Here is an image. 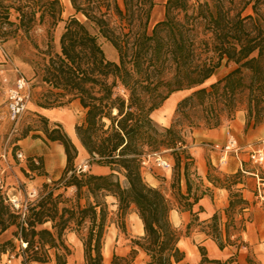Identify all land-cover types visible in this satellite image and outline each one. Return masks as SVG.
Listing matches in <instances>:
<instances>
[{
    "label": "trees",
    "instance_id": "1",
    "mask_svg": "<svg viewBox=\"0 0 264 264\" xmlns=\"http://www.w3.org/2000/svg\"><path fill=\"white\" fill-rule=\"evenodd\" d=\"M3 1L0 37L4 24L13 25L10 10L17 14L14 30L27 33L31 23L48 22L47 48L39 49L43 58L34 65V75L47 89L35 103L55 108L78 101L83 118L74 131L88 160L85 170L76 169L78 150L61 124H50L46 116L34 112L43 123L39 130L63 146L66 164L58 180L42 183L48 191L30 202L22 225L20 213L0 191V256L14 248L13 239H1L13 227L15 241L20 237L26 243V264H46L50 253L44 248L55 249L56 264H65L71 250L62 238L68 231L82 244V264H132L137 248L147 257L144 264H183L186 253L178 245L182 235L171 222L170 211H189L197 218L192 207L202 195V181L191 153L183 148L181 124L185 119L189 129H217L223 118L232 120L240 109L246 128L264 123V0H166L162 18L154 23L155 0H69L73 13L65 19L60 0H14L8 5ZM60 23L54 51L50 34ZM100 37L114 48L117 60L105 56ZM222 62L233 67L203 86ZM183 90L191 92L177 102L171 125L159 126L152 113L172 93ZM31 130L27 126L16 140ZM162 149H169L174 160L170 197L148 184L141 173L143 158ZM35 158L38 163L27 157L26 166L42 173V159ZM91 164L109 172L93 173ZM207 179L228 191L225 213L233 221L230 209L237 206L239 214L248 205L237 187L238 173L223 176L226 184L219 176ZM60 185L62 191L72 188L73 193L65 199L70 205L58 215L61 193L54 195L53 190ZM108 197L113 198L114 212H109ZM132 212L142 223L141 235L127 232L126 217ZM109 214L115 216L112 221ZM48 222L51 229L41 227ZM110 222L128 238L131 249L126 255L113 252L105 263L102 249ZM198 251L201 262L219 263L207 257L204 246L198 245Z\"/></svg>",
    "mask_w": 264,
    "mask_h": 264
},
{
    "label": "rangeland",
    "instance_id": "2",
    "mask_svg": "<svg viewBox=\"0 0 264 264\" xmlns=\"http://www.w3.org/2000/svg\"><path fill=\"white\" fill-rule=\"evenodd\" d=\"M14 0H4L2 3L3 5H8L10 3H13ZM166 0H155V6L152 11L151 15V23H154L155 21L159 20L163 16V9H164V3ZM62 3L63 7V13L62 17L65 19L69 16L71 13L70 8L67 10L65 9V3L64 0H60ZM68 5V4H67ZM69 7V6H68ZM73 11V10H72ZM17 14L13 11L10 10V15H9V21L13 22V25L9 24H4L3 27L1 28V33L2 36L0 37V53H1V48L7 53L10 61L5 62V59L2 55L0 54V59H3V62H1L2 65H0V69L2 68H11L12 65H15L19 68L21 73L26 77V79L29 80V82L32 85V96L30 100L34 101H40L42 99V93L46 92V85L43 84L40 81V77L38 75H34L35 69L34 65L40 61H42L43 55L39 52V49L45 50L46 43L48 40V36L46 33V27L48 26V22L45 20V23L43 25H36L35 23H31V28L27 33L19 31V30H14L15 25L18 24V19L16 18ZM79 19L83 20L84 18L82 16H78ZM62 30V23L58 24L57 27L54 29V31L51 32V38H52V47L53 50L56 51L58 50V38ZM99 41L102 45L103 51L105 53V56L110 59V60H117V54L114 48L111 46L109 42H107L103 37L99 38ZM38 47V49L36 48ZM3 57V58H2ZM233 67L232 64H229L225 66V63L222 62V65L215 71V73L203 84V86H209L211 83L215 82L217 79L221 78L223 75H225L231 68ZM34 89V90H33ZM191 90H183L180 93L177 94H171L170 97L163 102V104L155 111V113L152 114V118L154 121L159 125L163 127H168L171 125L172 121L174 120V110L176 108V104L179 100H181L183 97L189 95ZM179 98L177 99V97ZM177 99V100H176ZM63 106V107H67ZM70 106V105H69ZM81 110H76L75 107L70 106L66 111L64 112L67 114V118L70 120H77L76 123L80 122L82 119L83 114H81ZM238 112H243L244 113V121H245V112L243 110H238L236 111L234 117L232 120L236 118V115ZM71 115L74 116V118L71 117ZM232 120L227 121L225 118H223V125L221 127L227 126ZM71 122V120H70ZM166 123V124H161ZM6 124L5 128L3 130H0V155L3 152V149H6L7 156H10V160L12 161V166H17L20 162L19 160L16 159L15 153L20 152L18 148H16V145L13 144L15 143L16 138L20 137L22 134L23 130L29 126L32 128L31 133V138H37L39 137L42 132H35V131H40L39 129L43 127V123L40 120V118L35 115L32 111L26 110L19 120L16 123H12L8 120L7 115H6V107H5V98L3 94V86L0 81V125ZM186 120L183 119V123L181 124L183 127L182 128V134L186 140V145L183 147L187 151H191L196 149L197 147H202L205 148L206 150H209L204 144L208 141H200L196 140V133L198 130L203 129L206 130L204 127H199V128H192L189 129L188 126H186ZM179 128V127H178ZM220 128V127H219ZM195 135V137H194ZM222 141H217L219 143L223 142ZM259 142H254V144H258ZM42 144V142L40 143ZM241 145V144H240ZM210 151V150H209ZM191 153V152H190ZM245 153V152H243ZM160 156H162L164 159H166L168 162L171 164V168L169 169H163L161 167H158L155 165V162L153 161L152 158H150L145 166H142L141 168V173L143 176V179L150 185L152 186H157L159 187L168 197L171 196V190H170V182H171V174L173 171L174 167V160L171 154V151L169 149H162L160 152H158ZM218 155V153H215ZM87 160L84 162H81L79 160L76 161V169H78L79 165L87 164ZM95 164L90 165L93 167ZM246 165H252L250 162L246 161ZM208 172L206 174L210 175V177H216L219 176L221 177L222 180H220L221 184H226V181L223 180V176L225 175H235L238 173L240 180L242 177H246L249 175L243 174L240 170H238L235 173L231 174H226L217 168H215L212 165H208ZM6 168L5 162L1 159L0 156V169ZM245 169V167H244ZM109 172V169L106 168V173ZM260 172V170H259ZM12 171L9 168L5 169V172L3 174L4 181L7 184L6 190H8L9 187L15 186V185H10V178H11ZM119 175L120 181L124 180V177L121 174ZM32 177H28V179H32ZM25 185V184H24ZM25 187V186H24ZM21 185L22 190L28 191L27 187L24 188ZM48 189L42 188L40 186V189L38 191V198H41L46 195V192ZM54 195L61 193V197L58 198L57 201V207H58V215L61 212L62 207L65 205L69 206L70 203L69 201H65V199L71 198L73 189H65L62 191V186H57L53 190ZM107 204H108V209L109 212H114L115 211V206L113 205V198H106ZM172 201H174L172 199ZM83 203V201H82ZM255 201L252 200L253 206H255ZM257 207L260 211L262 208V211H264V206L258 205ZM174 207H176V203H174ZM238 207H234L233 209H230L229 215L232 217L233 221H230L227 217L225 219V222L221 220V217H215L211 218L209 221H198L197 218L190 217L189 220V227H187L185 224L180 225V226H175L177 227L182 235L183 241L180 242V248L184 250L187 255L188 259L190 261L193 260V254L195 255H200L198 251V245H202V241L205 240V236L207 238H210L213 240L217 246L218 243H221L224 246H227V244H231L232 248V255L229 256L228 258H223L222 260H219V263L216 262H208L210 264H235L232 263L233 261H236V256L238 255V252L236 253V249L240 248V246L244 245L242 241L238 238V234L242 231V229H245L246 226L249 228L251 227H261L264 229V213L261 214V218H256L252 212H248L246 217H239V214L237 213ZM109 221L113 220L115 216L112 214H109ZM58 219V218H57ZM224 223V226H223ZM134 222H128L127 223V232L131 235H135L134 233L137 230V225L135 229ZM50 223H45L41 227H49ZM225 229V238L223 237L222 229ZM226 228H227V233H226ZM14 230L13 227H10L1 237V239H13L14 242V248L9 249V254H14L16 253V248L18 245V242L15 241V237L12 236V231ZM138 231V230H137ZM140 233V232H139ZM187 235V236H186ZM230 235V236H227ZM229 237V238H228ZM115 238H118V242L115 241ZM63 241H65V238H62ZM105 241L106 243L104 244V250L103 254L105 257V263H109L112 253L115 252V247H119L117 250L120 251V246H125V249H128L130 247V242L128 241V238L125 237L124 234H119L118 230L115 228L114 223L110 222L108 223V226L106 228V233H105ZM119 241L121 243H119ZM120 245V246H119ZM128 247V248H127ZM205 247L206 250V255L207 257L212 256V251L209 247ZM47 253L49 254H54L55 249L52 248H44ZM131 248H129L128 252L130 251ZM122 250V249H121ZM61 252V249H60ZM127 252V253H128ZM242 252H248L246 260L249 261V264H259L257 262L256 258L254 255L252 256V251L251 249L247 248V250H242ZM108 253V254H107ZM201 256V255H200ZM6 257L0 256V261L3 260L2 263L0 264H6ZM25 258V256H24ZM211 259V258H209ZM202 264V263H199Z\"/></svg>",
    "mask_w": 264,
    "mask_h": 264
},
{
    "label": "crops",
    "instance_id": "3",
    "mask_svg": "<svg viewBox=\"0 0 264 264\" xmlns=\"http://www.w3.org/2000/svg\"><path fill=\"white\" fill-rule=\"evenodd\" d=\"M65 3V9L67 10L70 8L71 15L73 13V9L70 5L69 0H64ZM62 4V3H61ZM68 4V5H67ZM69 6V7H68ZM63 8V7H62ZM63 13V12H62ZM63 18V17H62ZM1 54V53H0ZM3 58V57H2ZM1 62H3V59H0V65ZM34 90V89H33ZM33 92V91H32ZM181 91H176L172 94L180 93ZM179 96L177 97V99ZM176 99V100H177ZM167 100V99H166ZM165 100V101H166ZM75 107L76 110H81V114H83V110L81 106L79 105L77 100H72L67 107H55V108H44L38 106L34 100H30L27 105V110L34 112H38L44 116H46L49 120V123H59L61 124L64 131L67 133V135L70 137V139L73 141V143L76 145L78 150V156L76 158V161L79 160L80 163L86 161L88 159V155L84 148L80 145L75 131H74V125L76 124L77 120H70L67 118V114L64 112L66 109H68L70 106ZM156 111V110H155ZM155 111L153 113H155ZM152 113V114H153ZM72 118H74L73 115H71ZM83 118V116H82ZM82 121V119L80 120ZM161 124H166L162 123ZM5 123L0 125V130H3L5 128ZM229 129L234 133L236 138L238 139L239 143L243 146L257 142L258 140L264 138V123H261L255 127H252V125L245 127V121H244V113L238 112L236 115V118L232 120L227 126L220 127L217 129H211V130H203L200 129L196 133V140L200 141H208V142H217L222 141L225 138V131ZM35 132H41V131H35ZM32 131L29 132V134L21 139L15 140V145H17L19 150L23 153L25 156L24 160H21L18 162L19 164L17 166H12V161L10 160V156L7 157L8 163L10 165V169L12 171L11 178H10V185H18L21 184L23 187H27V189H36L38 191V188L42 185V183L47 182L50 183L51 181L58 180L64 170L65 164H66V157L64 154V148L61 144L58 142L50 141L46 138V136L42 133L39 137L32 139L31 138ZM42 142V144H40ZM191 155L194 159V165L196 173L199 175L200 180L202 181L201 184V197L198 199L196 203H194L192 207V212L197 217L198 221H209L214 215L217 217H221V220L225 222L226 219V213L225 209L228 206V191L220 186L213 185L208 179H207V172H208V166H214L218 170L226 173L231 174L237 172L239 169V163L236 160L234 156H229L228 160L225 165H218L216 162L217 155L209 150H206L202 147H197L194 150H191ZM33 158L35 160V163H38L36 160H38L35 157H40L42 159V173H39L37 171H30L28 167L26 166V159ZM240 158L244 161L243 162V170L247 171L245 173L246 177H242L241 182L237 184V187L239 188V191L241 193V196L243 199H245L248 202V205L242 209V211L239 213V217H246L248 212H252L253 215L256 218H261V214L264 213V211H261L257 208L259 207L258 203H255V206L252 204V200L255 201V178L253 175H251V172L254 171L255 167L253 165H246L247 161V155L246 153H241ZM245 167V169H244ZM105 166L100 165H94L91 167V171L96 174H104L106 173ZM260 170V175L264 177V167L258 168ZM34 177L32 179H28V177ZM25 184V185H24ZM15 185V186H16ZM24 187V188H25ZM13 186L8 188V193H12ZM26 189V188H25ZM181 190L182 192H185V185L182 181L181 183ZM112 198V197H110ZM191 217V214L189 211H177L175 209H172L170 211V220L175 226L180 225H187ZM137 215L136 213L132 212L128 214L126 217V223L134 222L137 223ZM49 223V222H48ZM137 225V224H136ZM135 225V229H136ZM224 226V223H223ZM128 227V226H127ZM49 229V227H47ZM138 230V231H137ZM135 235H141L143 233V230L140 231L137 227ZM140 232V233H139ZM223 237L225 238V229H222ZM238 234V238L244 245L240 246V248L236 249V253L238 252V255L236 256V261H233L232 263L235 264H249V261L246 260L248 252H242V250H247V248L251 249L252 256L256 258L257 262L259 264H264V229L261 227H251L249 228L246 226L245 229H242V231ZM230 236V235H229ZM66 245L70 248V254H68L65 258L66 262L65 264H82L83 263V249L82 244L76 234L72 231H68L66 235L64 236ZM118 238H115V241L118 242ZM183 241L181 238L178 242V245L180 242ZM184 242V241H183ZM105 236H104V244ZM119 243H121L119 241ZM104 244L102 249V254L104 250ZM202 244L206 247H209L212 251V256L208 257L211 259L216 260H222L223 258H228L233 253L231 251V244H227V246H224L222 249L218 248L217 244L211 240L210 238H207L205 236V240L202 241ZM120 246V245H119ZM180 246V245H179ZM119 247H115V253L118 255H126L129 248L125 249L126 247L120 246V251H118ZM122 249V250H121ZM137 255L134 258L132 264H144L147 257L145 253L138 249ZM186 253V252H185ZM104 262L105 257L103 254ZM3 260L0 261L2 263ZM210 264L208 262H201V256L193 254V260L190 261L188 259V255L186 253L185 260L183 264ZM7 264V263H6ZM9 264H22L20 262L19 257H15ZM46 264H56L54 259V254H50V260Z\"/></svg>",
    "mask_w": 264,
    "mask_h": 264
},
{
    "label": "built area",
    "instance_id": "4",
    "mask_svg": "<svg viewBox=\"0 0 264 264\" xmlns=\"http://www.w3.org/2000/svg\"><path fill=\"white\" fill-rule=\"evenodd\" d=\"M1 53L5 59V62L10 61L7 53L2 48ZM0 81L3 86L7 118L10 122L16 123L21 115L27 110L28 102L32 96V85L15 65H12L11 68L0 69ZM258 142V144H254L253 142L245 146L240 145L234 133L227 129L225 131V138L223 142H206L204 145L210 151L218 153L216 159L218 165H225L228 157L234 156L238 161L239 169L243 174L247 173V171L243 170L242 166L244 161L240 158V154L243 152L246 153L247 161L255 167L254 171L251 172V175H253L255 178V202L264 206V177L260 175L258 169L264 167V138L258 140ZM0 156L6 164V168L0 169V191L6 193L9 203L20 213V222L22 225L24 222L25 212L30 205V202L38 198V191L36 189L24 191L21 189V184H18L13 186L12 193H8L6 190L7 184L5 183L3 177L5 169L10 167L6 157L7 152L5 148L3 149V152ZM15 157L19 161L25 159V156L21 151L16 152ZM150 158L153 159L155 165L158 167L163 169L171 168L170 162H168L158 153L146 155V157L143 158L141 162L142 166H145ZM86 167V164L79 165L78 170H85ZM18 232L20 234V230H18ZM16 241L18 242L16 253L3 254L6 257L5 261L7 264H9L15 257H19L20 262L22 264H26L24 263L23 252L26 247V243H24L20 237Z\"/></svg>",
    "mask_w": 264,
    "mask_h": 264
},
{
    "label": "bare ground",
    "instance_id": "5",
    "mask_svg": "<svg viewBox=\"0 0 264 264\" xmlns=\"http://www.w3.org/2000/svg\"><path fill=\"white\" fill-rule=\"evenodd\" d=\"M138 220H137V227H138V229L140 230V231H142V223H141V221H140V219L139 218H137ZM105 254V253H104ZM108 254V253H107Z\"/></svg>",
    "mask_w": 264,
    "mask_h": 264
}]
</instances>
